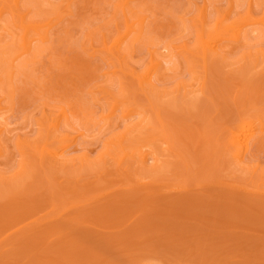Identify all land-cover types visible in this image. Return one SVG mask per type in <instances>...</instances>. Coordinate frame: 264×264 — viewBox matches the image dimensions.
Here are the masks:
<instances>
[{"label":"rangeland","instance_id":"374dc122","mask_svg":"<svg viewBox=\"0 0 264 264\" xmlns=\"http://www.w3.org/2000/svg\"><path fill=\"white\" fill-rule=\"evenodd\" d=\"M3 3L0 264H264V135L247 171L227 166L219 144L232 124L264 119V0H132L129 23L143 35L126 64L106 49L127 30L124 0H21L29 19L56 26L12 76L7 48L20 31ZM225 16L242 17L249 41L221 42L228 62L204 68L184 48L195 53L200 31ZM153 60L147 78L167 93L151 100L136 75ZM62 110L60 130L76 137L69 156L86 152L92 167L40 165L36 149L56 145L47 118ZM164 139L180 157L162 152ZM113 140L148 154V167L156 140L163 170L130 158L119 169Z\"/></svg>","mask_w":264,"mask_h":264},{"label":"bare ground","instance_id":"6f19581e","mask_svg":"<svg viewBox=\"0 0 264 264\" xmlns=\"http://www.w3.org/2000/svg\"><path fill=\"white\" fill-rule=\"evenodd\" d=\"M0 1H3L4 2L3 4L6 5L9 10H12V13L15 16L17 15V18H18V21L16 22L17 26H15V28H18L20 33L17 36L12 35V41L7 48L10 52V57H9V60L6 61V64H8L6 73L8 76L9 75L12 76L15 74V72L13 73V68L15 66V63H17V68H19V67L24 68L28 64L27 61H28L29 57L30 56L32 57L33 55L38 53L39 52L38 50L43 46V44L48 43V41H50V38L52 37L50 35V32H51V30L54 29V27L56 26V23H53L52 21L51 22L50 21L49 22H42V23L35 22V20L32 19V17H31L32 15L30 16V19H31L30 20L28 17L30 15L31 11H27L25 9L24 5H22V7L26 11H24L23 9H22V11L27 12V13L30 12V13H29V15H26L25 13L21 12V4H22L21 0H0ZM44 1L45 0H35L36 7L38 6V8H39V6L41 4H42V6H44L43 5ZM131 2H132V0H124V4H123L124 14L127 18V24H128L127 30H125V32L122 33L113 42V44L109 48L107 47V44H106V47H107L106 49L109 50L111 52V54L117 60H119L120 62L125 63V64L128 62V59L130 58L129 54H130L131 49L134 47V45L138 41H140V39L142 38V35H143V30L135 31L133 29V24L129 23L130 21H129L127 14L128 13H131V14L135 13V12H133L132 8L130 7ZM250 8H252L251 5H250ZM251 10L248 11L249 14H251V12H252ZM37 15H40L39 12L37 13ZM226 16H227V14H226ZM226 16L221 18L218 22H215V24H214L215 26L213 28L206 29V27H204L203 30L200 29L201 30L200 36H199L200 37V45L197 48V51H195V53L192 50L184 48L185 49L184 52L186 51L187 54L196 55L195 59H199V60L201 59L202 64L204 65V68H206L208 66V64H210V62H212V61H213L212 63H214V61L219 62L218 60H221V62H225V61L228 62V60H227L228 55H226V50H224V48L219 45L221 42L226 41V40H232L233 44L237 43L236 45H238V43L241 42V45L244 46L248 43L246 41H249L248 40L249 35L246 36L245 34H243L242 30H244V29L241 30L242 32L240 31L241 28L239 30H237L240 26V23L243 21L242 19H240L242 17L240 16L239 19L237 18L238 20L227 23V21H228L227 17H229L230 15H228L227 17ZM248 19H250V15L247 18V20ZM32 20H34V21H32ZM142 20H144V19L142 18ZM260 22H261L260 24H262V26L264 27V18ZM142 23H144V22L142 21ZM257 24H259L258 21H257ZM206 25H207V22H206ZM239 45H240V43H239ZM1 49L2 48L0 47V51H1ZM132 51H133V49H132ZM181 55H183V54H181ZM173 58L174 57H172V59ZM159 66H160V62L159 61L155 62V60H153L151 62V66L147 70H145V72L138 73L136 75L137 80H139L140 89L147 96V98H149L151 100H153L155 96H159V94H161L160 96H163L167 93V92H164V90H161L156 84H154L152 81V78L151 79L147 78L150 73H152L156 69L158 70ZM153 73L155 74L156 71ZM2 80H3V78L0 76V82ZM2 92H4V87H3V84L1 82L0 83V94H2ZM157 102H158V100H157ZM2 107L3 106H1V102H0V110H2L4 108V107L3 108ZM115 110L116 109H113L112 112L114 113ZM51 115H53V114H51ZM128 116L129 115L127 112V114H125L124 117H128ZM65 117H66V112H65V110H62V112L59 116H57V117L54 116L52 119L47 118V120L50 119L49 120L50 124L48 125V129L53 134L54 141L56 142V145H55L54 149L50 150L49 146L45 143L42 147H39L36 149L35 153L38 156V159L40 160V165L45 166L46 164H48L49 167H51V168L64 167L67 165L71 166L73 164V162L76 160V158H78L81 160L82 163H86L89 167L90 166L92 167L91 160L89 159V155L86 152L82 153L80 156H77V157L76 156H69L73 153V152H71L70 148L73 145H76L75 144L76 137L71 136L69 134H64L60 130L62 128V122L60 121V119H64ZM255 117H257V118H255ZM136 126H138V125H136ZM160 126L164 127V123L162 121H160ZM226 130H228V131H225V133L223 134V135H225L224 137H223V135L220 137V139H223V140L219 144H221L223 142L222 147H221V148H223L222 154L224 156V154L226 153L228 156L226 154L225 155L228 158H230V160H231L229 162V159L226 158V156H225L226 161L229 162V164L226 163L227 166L231 165V166H233V168H236L237 170L238 169L239 170L244 169L246 171L249 170L251 168V163L253 162V161H251V162L249 161L250 157H251V160H253L252 157L255 155L254 151L252 150L253 146H251V145L253 143H255L254 145H258L259 143L262 144L261 139L264 135V119L263 118L261 119V117L259 119V116H257L255 114L251 118L247 117V118H244V119L236 122L235 124H232L230 126V128L228 127V129H226ZM0 131H1V128H0ZM257 131H259L258 134H257ZM114 141L115 140H113L112 143H114L115 147L118 150H120V153H122V157L119 158V160L117 161L119 169H123L124 171H126L127 169L124 168V164L127 161V159L130 158V159H133V161L141 169H147L146 172L147 171L153 172V170H156V171L160 170V172H161L163 170L164 165H162L160 163H163L164 160L159 159L158 156L156 155L157 152L155 151V148L157 149L156 140L151 142L152 143V149H154V150H152V153L149 154L150 156L152 155L151 159L153 161H155V163H156V165L154 167L153 166L148 167V164H147V162L149 161L148 154H145L142 150H139L138 154H134V155L129 154V153L125 152L124 146H123L121 140L115 141L116 143ZM23 144L27 145L28 142H23ZM219 144H218V146H219ZM164 145H166L167 147L164 148L162 152L171 151V152H173V155L175 153L176 156L180 157V154L177 155V153L174 150H172V147H171L170 142L168 140L164 139ZM260 146H258L259 148L257 151H259V149L261 150ZM74 147L75 146H73V148H71V149L75 150ZM250 148H251V151H250ZM254 148H255V146H254ZM252 151H253L254 155L250 154V153H252ZM250 155H252V156H250ZM225 158H223V160ZM247 162H250V163H247ZM158 163L160 165H162L163 167L160 168L161 166H159ZM165 166H166V164H165ZM171 166L168 163V167H171ZM231 166H230V168H232ZM5 179L6 178H5L4 174L0 172V184H3V182H5ZM252 192H254V191H252ZM263 192H264V190H263ZM257 193H258V191H257ZM148 263H150V262H148ZM152 264H154V263H152Z\"/></svg>","mask_w":264,"mask_h":264}]
</instances>
